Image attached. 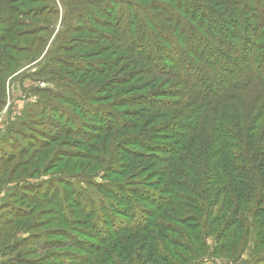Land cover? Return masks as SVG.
I'll return each instance as SVG.
<instances>
[{"label": "trees", "instance_id": "16d2710c", "mask_svg": "<svg viewBox=\"0 0 264 264\" xmlns=\"http://www.w3.org/2000/svg\"><path fill=\"white\" fill-rule=\"evenodd\" d=\"M97 1L103 5L106 0ZM141 1L144 6L111 0L102 13L107 22L91 20L112 30L107 35L100 31L101 36L122 43L132 65L119 69L126 75L112 78L106 96L92 97L96 108L81 110L90 137L68 134L94 141L106 135V142L133 129L141 139L132 141L136 151L121 149L127 159L123 165L138 163L140 172L163 164L153 172L161 181L152 186L166 182L160 191L135 188L125 196L105 191L111 195L110 204L99 202L96 210L111 230L98 236L89 233L96 242L84 251L99 257V264H204L208 258L198 263L203 240L196 230L211 219L218 221L216 209L222 203L229 217L222 230L238 231L225 235L231 243L222 250L238 259L243 254L238 234L247 223L245 216H264V0ZM85 29L97 34L92 27ZM93 68L88 64L77 71L97 76L111 72L105 66ZM112 96L126 97L113 102L116 111L132 108L116 114L100 105H111L107 103ZM129 137L121 136L124 146L131 144ZM98 148L91 146L89 153H100ZM177 188L187 191L184 199ZM189 211L199 214L197 220L181 216ZM90 213L94 212L82 215L87 218ZM109 213L121 223L106 222ZM203 216L206 222H198ZM245 233L248 236L250 228ZM171 235L183 244H176ZM9 264L31 263L17 258Z\"/></svg>", "mask_w": 264, "mask_h": 264}, {"label": "rangeland", "instance_id": "374dc122", "mask_svg": "<svg viewBox=\"0 0 264 264\" xmlns=\"http://www.w3.org/2000/svg\"><path fill=\"white\" fill-rule=\"evenodd\" d=\"M125 1L145 4L120 0V5ZM107 2L111 0L103 5L97 0H0V264L17 258L31 264H99V257L84 250L96 242L89 233L98 236L111 230L96 210L97 204H110L111 195L105 191L113 196H125L127 190L135 188L160 191L166 182L152 186L161 181L153 172L163 164L147 166L140 172L138 163L131 168L123 165L127 159L121 149L135 150L132 141L141 139L133 129L121 135L130 136L127 140L131 139V144L126 147L121 136L105 142L106 135L94 141L68 134L74 131L90 137L81 110L96 108L92 97L106 96L112 78L126 75L119 69L132 65L122 43L101 36L100 31L107 35L112 30L91 21L107 22L102 14ZM86 24L97 34L87 32ZM79 28L81 32L76 31ZM5 37L7 42H1ZM88 64L101 70L111 68V72L97 76L77 71L78 66L86 68ZM123 98L112 96L107 103L111 105L99 104L117 114L119 110L112 104ZM130 108L124 107L119 113ZM93 145L101 149L100 153H89ZM177 190L183 199L188 194ZM221 204L216 209L218 221L211 219L205 228L196 230L203 240L198 263L208 258L204 264H264V216L260 220L252 213L245 216L247 223L238 234L243 254L237 259L222 250L225 244L229 249L231 243L225 235L238 231L235 227L222 230L229 217L223 214ZM88 211L94 213L85 218L82 213ZM181 216L197 220L199 214L189 211V215ZM205 217L198 222H206ZM116 219L109 213L106 222ZM135 222L132 219L130 226ZM173 224L177 230L181 228L177 222ZM170 238L183 244L175 235Z\"/></svg>", "mask_w": 264, "mask_h": 264}]
</instances>
